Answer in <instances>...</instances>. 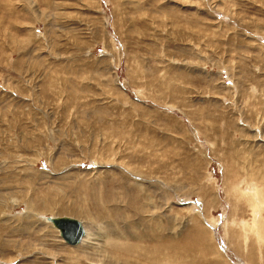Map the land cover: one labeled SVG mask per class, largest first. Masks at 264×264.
Segmentation results:
<instances>
[{
	"label": "rangeland",
	"instance_id": "374dc122",
	"mask_svg": "<svg viewBox=\"0 0 264 264\" xmlns=\"http://www.w3.org/2000/svg\"><path fill=\"white\" fill-rule=\"evenodd\" d=\"M0 264H264V0H0Z\"/></svg>",
	"mask_w": 264,
	"mask_h": 264
},
{
	"label": "water",
	"instance_id": "95a60500",
	"mask_svg": "<svg viewBox=\"0 0 264 264\" xmlns=\"http://www.w3.org/2000/svg\"><path fill=\"white\" fill-rule=\"evenodd\" d=\"M49 222L60 231L61 237L68 245L75 246L81 244L86 235L83 223L73 217H48Z\"/></svg>",
	"mask_w": 264,
	"mask_h": 264
},
{
	"label": "bare ground",
	"instance_id": "6f19581e",
	"mask_svg": "<svg viewBox=\"0 0 264 264\" xmlns=\"http://www.w3.org/2000/svg\"><path fill=\"white\" fill-rule=\"evenodd\" d=\"M110 191L111 190H109L108 192H104V193H108V194H106L105 195V197H103V201L105 202V199H107L106 200V202H108L109 204L112 202L113 204H116L117 205V202H114L116 199H114L113 197H115V196H113V193H114V191L112 190V193H110ZM115 194V193H114ZM110 206V205H109ZM139 207V206H138ZM130 208V207H129ZM132 209V208H131ZM134 209L136 210V208L134 207ZM133 209V210H134ZM141 208H139V211L140 212H143V211H141L140 210ZM139 212V213H140ZM135 216H137V215H135ZM138 216H140V215H138ZM48 217H57V216H47V217H45V220L48 222V223H50L52 226H53V224L51 223V222H49V220H48ZM63 217V216H62ZM124 220H125V218H124ZM82 222V221H81ZM89 222V221H88ZM141 222V221H140ZM83 223V222H82ZM91 224V223H90ZM140 224H142V223H140ZM147 224V223H146ZM83 225H84V228H85V232H86V235L84 236V238H83V240H82V242H81V244H79V245H81L82 246V248H85V247H87L88 245L85 243V239H87V238H89L90 236H87L88 235V232H87V228L85 227V224L83 223ZM142 225H144V224H142ZM153 225V224H152ZM53 228H55L54 226H53ZM56 230H58L57 228H55ZM153 229L155 230V231H157V233H159L158 232V228H157V224H154L153 225ZM194 231V230H193ZM58 232H59V236L61 237V235H60V231L58 230ZM152 232V231H151ZM157 233H152L151 235H152V240L153 241H155L156 242V245H158L160 242H162L161 240H157V238H158V234ZM194 232H192V234H193ZM62 238V237H61ZM191 238V237H190ZM196 238V237H195ZM63 239V238H62ZM167 239V238H166ZM64 240V239H63ZM144 240V239H143ZM65 241V240H64ZM144 242V241H143ZM173 242V241H172ZM66 243V242H65ZM67 244V243H66ZM164 244H166V242L164 243ZM68 245V244H67ZM79 245H75V246H79ZM122 245V244H121ZM155 245V246H156ZM169 245V244H168ZM167 245V246H168ZM170 245H174V243L173 244H170ZM71 246V245H70ZM74 246V247H75ZM153 246V245H152ZM72 247V246H71ZM115 247V246H114ZM190 247V246H189ZM144 248V247H143ZM156 248H157V246H156ZM133 250H134V248H132ZM114 250V249H113ZM126 250V249H125ZM124 252H126V251H124ZM130 253V252H129ZM148 253H149V251H148ZM152 253V252H151ZM126 254H127V252H126ZM150 254V253H149Z\"/></svg>",
	"mask_w": 264,
	"mask_h": 264
}]
</instances>
